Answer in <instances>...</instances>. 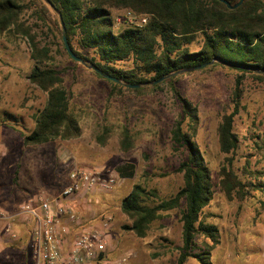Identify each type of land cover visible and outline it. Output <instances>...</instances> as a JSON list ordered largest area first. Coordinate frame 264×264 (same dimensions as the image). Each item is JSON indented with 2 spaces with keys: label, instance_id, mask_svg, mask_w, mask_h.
Returning a JSON list of instances; mask_svg holds the SVG:
<instances>
[{
  "label": "rangeland",
  "instance_id": "1",
  "mask_svg": "<svg viewBox=\"0 0 264 264\" xmlns=\"http://www.w3.org/2000/svg\"><path fill=\"white\" fill-rule=\"evenodd\" d=\"M125 13H115L116 28L127 24ZM56 19L58 16L51 23H42L33 10L22 15L38 41L51 48L52 60L46 65L64 72L70 107L83 133L70 141L24 145V136L34 129V116L44 108L47 94L28 80L35 66L28 40L10 31L0 34V205L13 211L39 192L58 196L73 167L116 172L118 166L131 163L136 167L133 178L119 177L118 185L110 192L78 197L75 209L85 222L83 227L103 229L102 219H111L109 256L113 261L128 257L126 264H177L182 245L181 210L163 213L148 237L142 239L123 229L130 220L121 211V201L137 184L156 190L163 199L182 188L183 176L177 169L184 154L174 152L171 140L181 107L169 85L161 84L154 90L155 84H146L139 88L144 90L140 93L123 86L119 93L114 82L69 56L54 24ZM198 47L194 44L192 50ZM75 48L80 50L77 44ZM117 66L130 68L133 63ZM238 75L223 66L199 69L179 74L176 87L198 107L200 127L195 141L215 184L214 199L204 211L207 220L220 230L221 242L212 253V262L264 264V193L251 189L244 200H229L219 186L225 156L219 149L218 127L222 117L232 111ZM243 90L242 109L234 123L240 146L233 156V169L245 181L253 172L264 171V80L248 75ZM125 127L133 137L129 152L120 148ZM100 135L107 137L105 145L99 143ZM24 226L18 223L15 227L19 237L25 234ZM13 243L0 237V264L36 263L31 243L21 244L17 250L10 247ZM188 264L199 263L190 259Z\"/></svg>",
  "mask_w": 264,
  "mask_h": 264
},
{
  "label": "trees",
  "instance_id": "2",
  "mask_svg": "<svg viewBox=\"0 0 264 264\" xmlns=\"http://www.w3.org/2000/svg\"><path fill=\"white\" fill-rule=\"evenodd\" d=\"M226 1L233 6L240 0ZM50 2L57 13L43 0H0V34L10 31L28 40L31 59L35 62L28 80L47 94L44 108L34 116V129L24 136V145L70 141L80 138L83 133L70 107L64 72L46 65L52 60L51 48L43 46L33 27L22 20L26 10H33L42 23H51L58 16L54 24L61 40L65 31L77 57L123 82L125 85L111 82L119 93L123 86L128 91L140 93L144 90L129 89L126 85L152 84L167 77L153 89H159L161 84L169 85L181 107L171 140L174 152L184 154L177 169L183 176V186L171 198L163 199L156 190L135 185L121 201V211L130 220L123 229L144 239L152 225L162 219L163 213L180 209L182 245L178 248L177 264H188L190 259L199 264H213L212 253L221 242L220 230L207 220L204 211L214 199L215 184L211 169L195 141L200 127L198 107L181 95L176 81L179 74L204 65L200 69L223 66L239 73L232 92V111L222 117L218 127L219 149L225 156L219 171V186L229 200H244L251 189L264 193V171L253 172L244 181L233 169V156L240 146L234 123L242 109L244 80L248 75L264 80V0H244L236 9H229L219 0ZM122 10L147 16V24L137 26L125 21L126 25L116 28L115 13ZM76 44L80 50L75 48ZM194 44H199L198 49L192 50ZM126 62H132L133 67L117 66ZM106 140V136H98L101 145H105ZM133 145L132 134L125 127L120 148L129 152ZM135 172L136 167L131 163L116 168L122 179L133 178ZM29 230V226H24V236L10 247L17 250L29 243ZM200 238L203 240L199 242Z\"/></svg>",
  "mask_w": 264,
  "mask_h": 264
},
{
  "label": "built area",
  "instance_id": "3",
  "mask_svg": "<svg viewBox=\"0 0 264 264\" xmlns=\"http://www.w3.org/2000/svg\"><path fill=\"white\" fill-rule=\"evenodd\" d=\"M124 20L144 26L148 17L126 11ZM119 180L113 171L73 167L67 185L58 196L39 192L13 211L0 205V237L17 242L20 237L16 225L29 226L35 264H126L128 257L113 261L109 256L111 219H102L103 229H87L75 209L79 196L84 199L95 192H110Z\"/></svg>",
  "mask_w": 264,
  "mask_h": 264
},
{
  "label": "water",
  "instance_id": "4",
  "mask_svg": "<svg viewBox=\"0 0 264 264\" xmlns=\"http://www.w3.org/2000/svg\"><path fill=\"white\" fill-rule=\"evenodd\" d=\"M43 1H44L47 5H49L50 8H52V9L54 10L55 13H57V11L54 9V7H53L52 3L50 2V0H43ZM219 1H221L222 3H224L229 9H236V8H238L239 6H241V4L243 3L244 0H240L236 5H233V6H232L228 1H226V0H219ZM59 17H60V16H59ZM60 19H61V18H60ZM63 42H64L65 49H66L67 53L69 54V56H70L74 61H76V62H78V63H81V64H83L84 66H86V67L92 69V70L95 71L98 75H100V76H102V77L108 79L109 81H112V82H114V83H116V84L125 85L123 82H121V81L118 80L117 78H114V77H112V76H110V75L103 74V72H102L100 69H98L96 66H94V65H89V64H87L85 61H83L81 58L77 57V56L74 54V52L72 51V49H71V47H70V45H69V43H68L67 37L65 36V31H64V34H63ZM212 63H213V62H212ZM212 63H210V64H212ZM202 67H205V65H204V66H200V67H196V68H194L193 70H187V71L191 72V71H194V70H199V69L202 68ZM170 76H171V75H170ZM166 78H167V77L161 79L160 81L154 82L153 84H159V83L163 82ZM126 86H127L128 88H130V89H139V88H141L143 85H126Z\"/></svg>",
  "mask_w": 264,
  "mask_h": 264
},
{
  "label": "crops",
  "instance_id": "5",
  "mask_svg": "<svg viewBox=\"0 0 264 264\" xmlns=\"http://www.w3.org/2000/svg\"><path fill=\"white\" fill-rule=\"evenodd\" d=\"M262 236L264 237V232H263V235Z\"/></svg>",
  "mask_w": 264,
  "mask_h": 264
}]
</instances>
